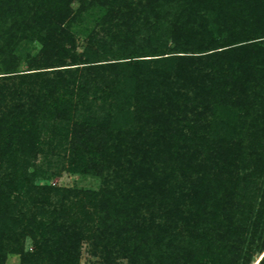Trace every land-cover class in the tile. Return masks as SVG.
Here are the masks:
<instances>
[{"label": "trees", "instance_id": "trees-1", "mask_svg": "<svg viewBox=\"0 0 264 264\" xmlns=\"http://www.w3.org/2000/svg\"><path fill=\"white\" fill-rule=\"evenodd\" d=\"M57 154L99 188L54 185ZM84 249L264 254V0H0V264Z\"/></svg>", "mask_w": 264, "mask_h": 264}, {"label": "rangeland", "instance_id": "rangeland-1", "mask_svg": "<svg viewBox=\"0 0 264 264\" xmlns=\"http://www.w3.org/2000/svg\"><path fill=\"white\" fill-rule=\"evenodd\" d=\"M59 149V153H63ZM64 165L62 161V157L57 154L51 156L49 158H41L40 159V166L46 173L50 174L53 173L52 182L54 185L57 186H66L72 188H79V189H92L96 190L99 188V181L96 178L90 176H77L71 177L66 171L62 170V166ZM52 175V174H51ZM32 246L31 240L26 242V248L29 249ZM264 254L258 255L255 259L253 264H258L259 261L262 259ZM96 261V259H90L86 249L83 250L82 257L80 264H91L92 262ZM6 264H19V257L16 255H10L8 257Z\"/></svg>", "mask_w": 264, "mask_h": 264}]
</instances>
